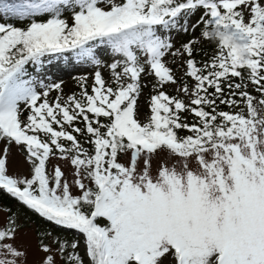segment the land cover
<instances>
[{"label":"snow or ice","instance_id":"snow-or-ice-1","mask_svg":"<svg viewBox=\"0 0 264 264\" xmlns=\"http://www.w3.org/2000/svg\"><path fill=\"white\" fill-rule=\"evenodd\" d=\"M0 18L23 24L0 22V190L84 238L81 255L38 233V264H264V0H0ZM168 56L181 95L163 90ZM61 60L91 65V85L65 96L28 71ZM12 147L27 175L8 174ZM0 211V264H28L19 214Z\"/></svg>","mask_w":264,"mask_h":264},{"label":"rangeland","instance_id":"rangeland-1","mask_svg":"<svg viewBox=\"0 0 264 264\" xmlns=\"http://www.w3.org/2000/svg\"><path fill=\"white\" fill-rule=\"evenodd\" d=\"M200 12H197L196 15H194L191 18L190 22H195V20L199 17ZM201 29H197L196 32L192 35L189 34H177L174 39V44L176 47H179L183 42L182 40H189L194 35L195 37H200ZM208 45L207 41L198 43L196 46L198 47H205ZM98 55L104 59L107 60V56L105 55V52L103 49L98 50ZM167 61V66L173 69V73L175 77L177 78L178 84L177 85H167L164 89L167 91L172 92L175 95H181L177 93L176 88L182 85V76L183 72L185 71L184 68L180 67L178 68V62H172L173 58L171 56H168L165 58ZM93 72V67L88 64H80L75 61H54L50 65L43 66L40 71H35L32 76L36 77L39 80H43L45 83L50 82H60L63 81L62 88L64 95H68L74 92L79 91L78 87V78L81 76H89V85H91V73ZM105 77H107L108 73H104ZM147 82L149 84V87H145L143 89L142 95L139 98V113H140V120L143 122L145 120V117L150 114V110L148 107V101L150 98L151 92V83L153 82L150 77H144L142 78V83ZM189 87L191 88L193 81L190 80L188 82ZM52 97H55L56 93L53 92ZM185 102L188 103V98L184 97ZM187 116L188 114L185 113ZM12 154L9 158V164H8V174L10 175H27L28 174V168L29 166L26 164L23 155H21L18 150L15 147H12L11 150ZM123 160L124 157H121ZM58 161L53 159L49 163V170L51 171L52 166L56 164ZM64 171L67 173L68 168L64 167ZM71 180V177H69ZM72 194H78V190L75 187H72L71 189ZM15 213L19 214L18 223L22 224L23 227L20 229L17 235V244L22 245L28 253V264H38V262L41 260L42 257H44V253L37 251V240L35 235V223L29 218L25 216V213L21 211V209H18ZM6 213L0 211V224L3 223L5 219ZM46 243L51 244V238H48ZM79 251L84 254V243H80ZM57 264H62L60 260H57Z\"/></svg>","mask_w":264,"mask_h":264},{"label":"trees","instance_id":"trees-1","mask_svg":"<svg viewBox=\"0 0 264 264\" xmlns=\"http://www.w3.org/2000/svg\"><path fill=\"white\" fill-rule=\"evenodd\" d=\"M0 22H14L16 26L22 27L23 24L18 21V20H9L8 18H0ZM187 40H182V42H186ZM195 49L197 50H202L200 51V54L196 56V59L203 60L207 59L211 56V54L215 50V42H208V45L205 47H198L195 45ZM28 71L32 75L35 71L36 68L35 66L29 65L28 66ZM191 79H188V82ZM166 91L169 95H175L170 91H167L166 89H163ZM251 90V89H249ZM221 108H224V106H221ZM227 110V109H225ZM185 115V114H184ZM189 121H191V117H189ZM182 135H185L187 133H181ZM74 195V194H73ZM75 195H79L75 194ZM0 206L10 208L13 212H16L18 209H21L23 213H25V216L29 218V220L33 221L35 223V235H36V240L38 243V233H41L43 231H48L53 233V235H58L63 239H67L68 241H71L73 239H77L80 241V243H83V235L76 232L75 230L71 229H64L61 227H57L50 222H47L43 218H40L38 215L32 213L31 211L27 210L24 208L22 205H20L17 201H15L13 198H11L9 195L3 192V190H0ZM7 215V214H6ZM51 238V237H49ZM80 252V251H79ZM82 255V253L80 252Z\"/></svg>","mask_w":264,"mask_h":264}]
</instances>
